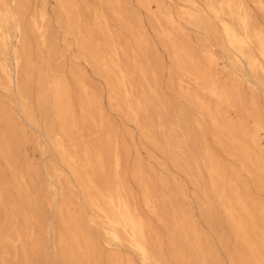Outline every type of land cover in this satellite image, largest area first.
I'll list each match as a JSON object with an SVG mask.
<instances>
[{"label": "bare ground", "instance_id": "6f19581e", "mask_svg": "<svg viewBox=\"0 0 264 264\" xmlns=\"http://www.w3.org/2000/svg\"><path fill=\"white\" fill-rule=\"evenodd\" d=\"M95 1L112 8L113 20L132 37L134 44L122 47L103 9L92 8L86 0H55L63 18V37L73 38L77 58L106 81L110 106L139 128L147 142L169 156L188 176L207 222L215 225L219 221L217 214H222L233 240L232 263L264 264V204L254 201L239 179L241 171L249 174L255 187L264 192V150L249 137L243 121L236 126L238 134L223 125L219 104L231 108L234 98L239 100L241 96L238 89L215 83L212 67L217 57L212 45L207 46L209 42L219 45L234 69L246 70L252 91L259 90L264 95V25L257 22L251 10L253 6L264 17V0H177L178 10L165 9L163 19L176 34L182 33L181 23L203 34L201 61L189 46L172 38L169 32L157 33L169 44L171 57L188 82L218 100L219 104L213 105L197 93L182 95L209 121L220 149L239 163V167L229 169L204 141L198 150L192 148V133L185 129L180 110L173 127L167 128V105L156 89V71L151 70V81L147 79L151 66L146 53L145 27L139 24L134 33L135 25L126 19L122 9L124 0ZM137 3L147 12L152 4L160 7V0H137ZM23 8L22 0H0L3 80L0 86L13 92L19 115L44 139L67 170L66 183L62 186L57 182L54 195L58 199L59 230L54 244L57 258L66 264H133L130 258L114 252L124 246L136 255L140 264H219L208 240L200 235L189 212L178 205L175 194L165 183H162L166 191L164 202L171 228L166 221L165 227L167 246L172 251L170 254L163 251L162 238L142 217L126 181L124 144L116 129L104 119L99 98L86 73L70 68L65 75L51 65L56 52L49 41L50 19L46 9L42 6L37 10L26 28ZM150 16L155 18L151 12ZM134 19L135 16L131 18ZM27 30L38 38L35 60ZM12 39L15 45L11 47ZM10 49L11 64L5 56ZM135 75L141 86L136 85ZM32 85L36 86L35 97L30 92ZM34 106L38 107V113H34ZM253 117V130L264 139V122L258 113ZM10 118L0 105V162L9 173L6 177L0 168L3 211L0 264H37L44 204L37 171L21 164L18 158L19 146L29 140ZM195 123L199 129V122ZM52 169L57 179L62 177L61 171ZM203 172L208 176L207 185L202 180ZM133 180L141 187L147 212L162 223L159 196L151 178L137 166ZM174 189L183 194L179 183ZM84 221L105 237L110 251L105 259L100 257L97 244L83 231ZM220 244L224 249L228 245L226 241Z\"/></svg>", "mask_w": 264, "mask_h": 264}, {"label": "rangeland", "instance_id": "374dc122", "mask_svg": "<svg viewBox=\"0 0 264 264\" xmlns=\"http://www.w3.org/2000/svg\"><path fill=\"white\" fill-rule=\"evenodd\" d=\"M22 1L24 5V18L22 17V19L26 28H28L30 20L37 10L42 6L46 9L50 19L49 41L56 52L55 55L52 56L51 65L57 69H61L65 75H68L70 68H73L76 71H84L86 73L90 85L94 88V91L99 98L104 119L116 129V135L124 144V173L126 181L133 193L134 200L142 217L150 224L151 229L154 232H157L162 238L163 251L168 254L172 251V247L167 246L168 234L165 227L166 221L167 227L171 228V219L167 215V209L164 202V194L166 191L162 186V183H165L168 189L175 194V199L177 200L178 205L182 209H185V211L189 212L188 215L192 218L200 235L208 240L219 264H234L232 263V260H235V254L232 249L233 240L230 238V231L226 226L222 214L220 212L217 214L219 221L215 225H213L212 222L208 223L205 219L204 213L199 207L196 190L188 176L172 163L169 156L164 155L158 147L147 142L139 128L130 123L122 113L115 111L110 106L106 81L99 77L97 73L81 59L77 58V50L73 43V38L63 37L61 32L63 18L55 0ZM86 1L92 8L103 9L104 15L107 20H109V26L112 30H115L122 47L127 48L134 44L132 37L113 20L114 17L112 15L111 7L98 4L95 0ZM179 5L180 4L177 0H160L159 8H157L155 4H152L150 12L153 13L155 18H152L150 12L145 11L143 7L137 3V0H124L122 9L126 19L131 24L135 25L133 28L134 33H136V29L139 28V24L145 27L144 39L147 41L146 53L149 65L151 66L147 79L151 81L152 77L150 72L151 70L156 71V89L167 105V114L165 115V124L167 128L170 129L173 127L172 123L175 122L177 111L180 110L183 113L182 122L185 129L192 133V148L198 150L200 144L204 141L225 168H237L239 167V163L235 159L227 156L225 151L220 149L216 144L213 129L211 128L209 121L202 117L182 95L186 93H197L201 98L207 100L213 105L219 104L217 102L218 100L208 97L204 92L198 91L197 86H193V84L188 82L173 61L171 57L172 50L169 44L157 34L161 30L169 32L172 38H178L182 44L189 46L199 61H201L200 50L202 49L204 39L203 34L188 28L183 23H181L180 26L182 33L176 34L175 31L168 26L166 20L163 19V11L165 9L178 10ZM251 10L256 17L257 22L264 25V17L255 10L253 6H251ZM134 16L135 19L132 21L131 18ZM27 32V39L33 49L32 58L35 60L38 38L37 35L30 30H27ZM12 33L13 32L11 31L10 34ZM217 38L219 39V34H217ZM12 41L11 47L15 45L13 39ZM209 43L210 44H207V46L212 45L211 50L217 57V62L215 66L212 67L215 83L217 82L218 85H226L229 89L236 88L241 96V99L239 100L234 98L233 107L231 108H226L224 105L219 104L221 118L224 123L223 125L238 134V128L236 126L240 121H243L244 126L250 135L249 137L260 143V148L264 150L263 137L253 130L254 113H258L264 122L263 92L259 90L256 92L252 91L251 79L248 77L246 70L241 69L239 71L234 69L226 59V52L224 50L222 51L219 45L214 46L213 43ZM5 56L8 63L11 64V49L6 52ZM135 79L138 82L136 85L141 86L142 83H140L137 75H135ZM2 82L3 80L0 77V84ZM30 92L33 97H35V85L30 87ZM251 102H254V107L250 105ZM0 105H3L6 108V111L11 117L10 119L18 125V128L22 130V133H24L29 140L28 143H23L18 148L19 162L21 164L26 163L38 173L37 182L40 189L41 202L43 201L44 205L42 210V233L40 235L41 244L37 264H66L57 258V250L54 248V244H56L58 239L57 232L59 230L56 205L58 199L57 197L54 198V195L59 184L63 186L66 183V180L64 179L67 178V170L60 164L56 154L48 147L44 139L19 115L16 109V99L13 92H6L1 86ZM38 111V107L34 106V113H38ZM196 120L199 122V129L196 128ZM171 135L175 136L174 133H171ZM0 163V168L7 177L9 173L3 168L2 162ZM43 166L47 167L46 170ZM137 166H140L143 172L147 173V176L151 178V182L154 185V190L158 192V204L160 205L158 211L160 217L164 219V223L162 222L163 224L153 215L149 214L143 206V192L137 182L133 180V171ZM52 168L61 171L62 177L57 179L53 174ZM239 179L249 189L252 199L264 204V192L259 191L255 187L254 178L241 171ZM202 180L205 185L208 184V176L204 172L202 173ZM57 182H59V184ZM178 183L183 187L182 195L177 193L174 189ZM85 213H87V215L89 214L87 210ZM2 217L3 211L0 208V219H2ZM82 227L83 231L97 244L100 257L105 259L110 251L106 247V240L101 231L94 226L88 225L86 221L83 222ZM51 228L54 230L53 233L51 232ZM222 241L228 243L226 249L220 244ZM114 252L120 253L123 257L130 258L133 264H140L136 255L124 246L116 248Z\"/></svg>", "mask_w": 264, "mask_h": 264}]
</instances>
